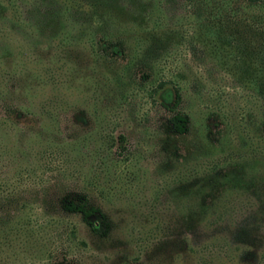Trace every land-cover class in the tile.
<instances>
[{
	"label": "rangeland",
	"instance_id": "obj_1",
	"mask_svg": "<svg viewBox=\"0 0 264 264\" xmlns=\"http://www.w3.org/2000/svg\"><path fill=\"white\" fill-rule=\"evenodd\" d=\"M230 29L187 0H0V264H264V30Z\"/></svg>",
	"mask_w": 264,
	"mask_h": 264
},
{
	"label": "trees",
	"instance_id": "obj_2",
	"mask_svg": "<svg viewBox=\"0 0 264 264\" xmlns=\"http://www.w3.org/2000/svg\"><path fill=\"white\" fill-rule=\"evenodd\" d=\"M187 2L192 6L195 15L205 22L216 23L225 27L229 26L230 30H264L257 25L256 28L251 26L252 24H249L243 16L250 9L263 7L264 0H187ZM247 10L248 12H246ZM107 47L109 50L111 49V55L120 56L119 49L115 44ZM107 47L105 48L106 52ZM260 74L264 79V67L261 69ZM259 86L261 91L264 92V80H261ZM182 102V95L176 90L173 106H165L172 113L169 119L172 130L180 135L186 134L190 129L189 117L179 111ZM61 205L66 213L81 215L83 221L93 230H98L97 226L94 225V219H102V227H105L106 216L99 207L92 203L87 194H80L66 201H61ZM4 211L5 208L0 206V237L2 238L8 235L13 223L8 212L3 213Z\"/></svg>",
	"mask_w": 264,
	"mask_h": 264
}]
</instances>
